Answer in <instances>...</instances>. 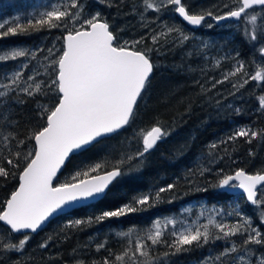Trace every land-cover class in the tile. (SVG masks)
<instances>
[{
  "label": "trees",
  "instance_id": "16d2710c",
  "mask_svg": "<svg viewBox=\"0 0 264 264\" xmlns=\"http://www.w3.org/2000/svg\"><path fill=\"white\" fill-rule=\"evenodd\" d=\"M76 2L82 7L69 8L72 0H0V24H5L2 31L16 24L26 25L29 20L34 23L40 13L53 8L80 13L79 23L65 18L59 27L45 26L38 31L29 29L26 33L0 37V56L14 49L28 53L15 59H0V92L5 93L0 96V158L15 162L18 159L15 153L31 151L34 142L30 137L46 123L44 106L51 109L58 101L51 82L56 78L53 61L62 53L63 35L67 33L65 24L70 29L80 28L84 20L99 13L121 44L128 42L134 50L150 49L154 65L150 87L139 100L130 123L71 155L53 184L63 183L97 164L102 167L90 175L117 164L123 174L98 200L52 217L35 232H10L0 222V264H102L105 258L109 264H121L115 260L116 255L128 247L134 251L137 237L147 245L144 250L148 256L137 253L135 261L125 257L123 264H210L212 261L219 264L221 258L237 264L236 255L244 256L247 264H258L264 256V244L244 245L243 240L252 229L264 236V186L258 188L254 204L247 202L242 194L222 190L219 181L239 169L249 173L264 170V134L251 140L239 136L230 139L240 129L258 133L264 130V107L259 103L260 97H264V81L248 79L264 67V53L260 52L264 47V32L259 31L264 26V7L247 10L250 15H258L259 38L252 41L246 35V30L249 33L253 30L252 25L243 14L220 24L212 19L238 7V0H181L189 13L206 15L197 27H190L178 17L174 5L167 0H154L162 5L159 10L146 8L145 0ZM209 12L211 16L207 15ZM170 28L175 31L169 32ZM154 35L156 41L152 39ZM183 36L188 39L184 40ZM134 41L139 43L133 45ZM239 62H243V70L229 75L235 72ZM16 72L21 74L20 79L5 89ZM30 76L34 79L29 80ZM246 79L248 82L244 83ZM36 82L41 83L40 92L29 96L22 91L29 86L34 89ZM157 125L168 135L143 157H137V152L143 151L142 130L146 132ZM129 156L133 159H127ZM0 164L10 173L0 177L2 203L16 187L22 167L16 169L3 159ZM169 184L173 188L157 198L156 193ZM145 195L150 197V206L133 204L140 210L95 220L103 212L116 211ZM188 203L196 204L203 213L188 227L196 228L213 219L228 226L247 221L250 228L224 237L214 225H209L207 243L186 245L180 252L169 246L176 239L174 233L188 227L173 231L164 225L160 243L147 240L157 217L178 214L181 205ZM76 220L85 223L75 225L72 222ZM130 230V236L120 235ZM25 234L30 239L23 250L3 247L5 243H18ZM233 245L237 246L235 252L220 255Z\"/></svg>",
  "mask_w": 264,
  "mask_h": 264
},
{
  "label": "snow or ice",
  "instance_id": "6c2138e0",
  "mask_svg": "<svg viewBox=\"0 0 264 264\" xmlns=\"http://www.w3.org/2000/svg\"><path fill=\"white\" fill-rule=\"evenodd\" d=\"M167 3L174 5L175 11L191 25H200L205 19V15H193L185 8L181 0H167ZM239 6L226 13L227 17L241 18L242 14L252 25V31L246 30V35L252 41L258 40L257 34V14H249L247 10L253 6L264 7V0H238ZM146 8L159 10L162 5H157L154 0H145ZM82 7L76 0H72L69 8ZM225 7H228L225 5ZM211 16V12L207 13ZM80 13L70 12L67 8L63 11L53 8L51 11L40 13V18L33 23L29 20L26 25L16 24L15 27H8L6 31L5 24H0V37L26 33L31 30H39L45 26L59 27L60 23L69 18L79 23ZM215 19L222 20L225 16H216ZM67 35L65 37V46L61 50L57 60L53 61L55 69V79L51 82L57 93L58 102L48 109L44 106V115L46 123L39 130L35 131L30 139L34 140V148L25 153H15L18 158L13 159L0 158L6 161L7 165H12L16 169L22 167L19 171V186L12 191L9 198L0 203V222L10 226V232L20 233L22 230H31L35 232L41 225L47 221L58 210L72 202L95 198L102 194L109 185L123 173L119 164L113 167V170L107 171L104 175H90L98 171L102 165L97 164L86 172H77L69 180L56 184L53 182L58 178V173L70 161L71 155L76 150L85 148L92 144L99 137L114 133L128 125L135 116V110L138 102L143 98L144 93L150 87V77L153 73L154 65L151 61L148 50H133L128 42L121 44L110 30L106 22H102L100 14L96 13L90 19H86L80 28H68L65 24ZM169 32L175 29H168ZM264 32V26L259 29ZM163 35V34H161ZM154 41L157 37H152ZM187 40V36H183ZM133 45L139 41L132 42ZM51 52V49H49ZM264 53V47L260 49ZM28 53L24 50H12L9 53L0 56V59H15L24 57ZM244 68L243 62H239L235 72L229 75H235ZM20 73L16 72L10 85H5V89L17 83L20 79ZM228 77L226 76L225 79ZM33 80V77H28ZM252 81H264V67L255 71L254 75L248 77ZM248 79L244 83L248 82ZM219 83V81H217ZM242 86V85H241ZM235 87V86H234ZM22 91L29 96L33 92L41 91V83L36 82L34 89L32 86L22 88ZM5 93L0 92V96ZM259 103L264 107V97H260ZM264 134L250 129H240L235 136L247 137L249 140L257 135ZM168 133L159 125L151 127L150 130H142L143 151L137 152V157H143L145 153L153 149L157 143ZM21 144L24 141H20ZM131 160L133 157L129 156ZM123 163V160L119 162ZM10 173L6 166L0 164V177H7ZM83 177V178H81ZM233 180L239 181L238 187L247 193V199L256 203L257 185L264 186V175H248L243 169L237 170L233 175H226L219 181V187L229 186ZM173 188L172 184L167 188H161L156 193L159 198L160 193ZM135 205L150 206V197L145 195L132 204L125 205L116 211H105L101 216L95 218L96 221H103L110 217H119L126 213L140 210ZM89 218L88 222H91ZM75 225L85 223V221L76 220L72 222ZM209 225H214L224 237L235 236L242 230L247 231L250 224L247 221L242 225L228 226L223 223H216L209 219L207 224L196 228H185L179 233H174L176 239L169 246L176 252H180L186 245L193 243L200 244L201 241L207 243L210 239ZM201 228L203 230H201ZM131 230L126 233H120L121 236H130ZM162 232L157 223L155 229L147 234V240L152 244L161 242ZM30 237L25 234L18 243H5L3 247L8 250H23ZM219 239V237H217ZM133 241L129 239V245ZM244 245L264 244V236L257 229H252L247 238L243 240ZM144 240L137 237L132 247H128L122 254L116 255L115 260L121 262L125 257L135 261L137 253L139 256L146 257L148 252ZM98 247H103L99 245ZM237 246L233 245L226 248L220 255L225 256L230 252H235ZM164 255H168L165 253ZM252 255L251 252L248 253ZM219 259V257L217 258ZM239 259L243 261L244 256ZM102 264H109L107 258ZM258 264H264V256L260 258Z\"/></svg>",
  "mask_w": 264,
  "mask_h": 264
},
{
  "label": "water",
  "instance_id": "95a60500",
  "mask_svg": "<svg viewBox=\"0 0 264 264\" xmlns=\"http://www.w3.org/2000/svg\"><path fill=\"white\" fill-rule=\"evenodd\" d=\"M175 7L176 6H174V12H175V14L178 16V17H180L187 25H189L190 27H197V26H199V25H191L190 23H188L187 21H185L184 19H183V17H181L176 11H175ZM234 10V9H233ZM231 11V10H230ZM228 12V11H227ZM227 12H224V13H222V14H220V15H217V16H225V19H222V20H217V19H215V17L216 16H213L212 17V19H213V21L216 23V24H220V23H222V22H224V21H227V20H235L236 18H232V17H227L226 16V13ZM190 14H193V13H190ZM193 15H205V14H193ZM205 17H206V15H205ZM102 22H105V21H103L102 20ZM66 35H67V33H65L64 35H63V48H64V46H65V43H66V41H65V37H66ZM134 50V49H133ZM62 54V53H61ZM60 54V55H61ZM58 102V101H57ZM151 129V128H150ZM149 129V130H150ZM109 134H111V133H109ZM109 134H106V135H109ZM100 138V137H99ZM98 139V138H97ZM33 142H34V140H33ZM34 146H35V142H34ZM81 150V149H80ZM77 151H79V150H76V152ZM111 170H113V168L112 169H109V170H106V171H102V172H98V173H95V174H91V175H104L107 171H111ZM240 170V169H239ZM22 171V170H21ZM237 171V170H236ZM236 171H234L233 173H231L230 175H233L234 176V174H235V172ZM246 174H248V175H256V174H260V175H264V170L263 171H260V172H254V173H249V172H246ZM83 178V177H82ZM238 184H239V181H237V180H233L231 183H230V185L229 186H226V187H224V188H221L222 190H224V191H226L227 193H231V194H242L243 195V197H244V199L247 201V202H251V201H249L248 199H247V193L243 190V189H241V188H239L238 187ZM19 186V175H18V182H17V185H16V187L14 188V190L13 191H15L16 190V188ZM55 186V185H54ZM262 185H257V188H256V196H257V190H258V188L259 187H261ZM11 194V193H10ZM10 194H9V196H10ZM103 194L104 193H102V194H99V195H97L95 198H90V199H87V200H81V201H75V202H72L70 205H68V206H65L62 210H58L55 214H53L49 219H51L52 217H54V216H56V215H59V214H61V213H64V212H66V211H68V210H70V209H72V208H75V207H78V206H80V205H85V204H88V203H91V202H94V201H96V200H98L99 198H101L102 196H103ZM9 196L6 198V200L9 198ZM48 219V220H49ZM47 220V221H48ZM47 221H45L42 225H41V227L47 222ZM2 223H4V222H2ZM5 224V223H4ZM9 228H10V226H8ZM39 229V228H38ZM22 231H29V232H32L31 230H22ZM69 264H82V263H78V262H75V263H69Z\"/></svg>",
  "mask_w": 264,
  "mask_h": 264
},
{
  "label": "rangeland",
  "instance_id": "374dc122",
  "mask_svg": "<svg viewBox=\"0 0 264 264\" xmlns=\"http://www.w3.org/2000/svg\"><path fill=\"white\" fill-rule=\"evenodd\" d=\"M194 213L191 212V209H194ZM203 215L202 213V209L198 206H194L193 203H188V204H183L180 207L179 213L178 214H170L166 217H157L155 219V226L153 228V230L155 229L157 223L159 224L160 230L162 228V226L167 225L169 229L171 230H177L180 231L182 229H184L185 227H188L192 224L195 223V221L201 216ZM189 216V218H188ZM235 257V261L237 262V264H247L246 259H244L243 261H241L239 259V256L236 255ZM210 264H214V262H209ZM219 264H230L229 261L225 260L224 258H221L219 260Z\"/></svg>",
  "mask_w": 264,
  "mask_h": 264
},
{
  "label": "bare ground",
  "instance_id": "6f19581e",
  "mask_svg": "<svg viewBox=\"0 0 264 264\" xmlns=\"http://www.w3.org/2000/svg\"><path fill=\"white\" fill-rule=\"evenodd\" d=\"M205 21V20H204ZM199 28V27H198ZM196 29V28H195ZM109 188V187H108ZM259 194V193H258ZM93 204V203H92Z\"/></svg>",
  "mask_w": 264,
  "mask_h": 264
}]
</instances>
